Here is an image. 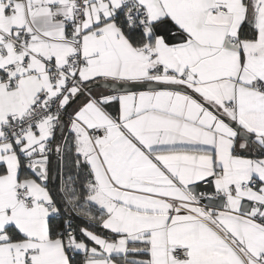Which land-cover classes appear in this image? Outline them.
I'll use <instances>...</instances> for the list:
<instances>
[{"label": "snow or ice", "instance_id": "6c2138e0", "mask_svg": "<svg viewBox=\"0 0 264 264\" xmlns=\"http://www.w3.org/2000/svg\"><path fill=\"white\" fill-rule=\"evenodd\" d=\"M0 264H264V0H0Z\"/></svg>", "mask_w": 264, "mask_h": 264}]
</instances>
